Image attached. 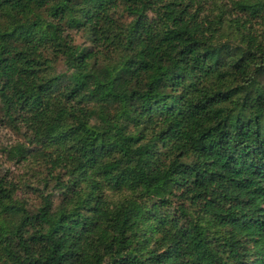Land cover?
I'll use <instances>...</instances> for the list:
<instances>
[{"label": "trees", "instance_id": "obj_1", "mask_svg": "<svg viewBox=\"0 0 264 264\" xmlns=\"http://www.w3.org/2000/svg\"><path fill=\"white\" fill-rule=\"evenodd\" d=\"M0 110V264H264V0H0Z\"/></svg>", "mask_w": 264, "mask_h": 264}, {"label": "rangeland", "instance_id": "obj_2", "mask_svg": "<svg viewBox=\"0 0 264 264\" xmlns=\"http://www.w3.org/2000/svg\"><path fill=\"white\" fill-rule=\"evenodd\" d=\"M117 17L121 22H129L131 17L127 15L123 10L117 12ZM74 37L77 44L81 46L91 47L92 42L90 41L87 32L83 29H72L70 31ZM51 74H66L71 73L64 63L63 58H60L54 63L53 67L50 69ZM22 143L27 147V149L33 148L34 146L27 142L25 137V129L19 130L13 126L7 124V121L3 118L0 110V174L6 175L10 179L15 181H21L22 183H33L34 186L41 185L40 176L43 172H40L41 168L39 163L30 161H17L16 158H12L10 150L17 144ZM40 169V170H39ZM41 173V175H40ZM40 175V176H39ZM24 191L28 198V202L31 207L35 208L39 204V199L34 195L30 188L24 186Z\"/></svg>", "mask_w": 264, "mask_h": 264}]
</instances>
